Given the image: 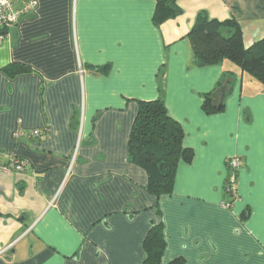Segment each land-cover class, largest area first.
I'll use <instances>...</instances> for the list:
<instances>
[{
	"label": "crops",
	"instance_id": "crops-1",
	"mask_svg": "<svg viewBox=\"0 0 264 264\" xmlns=\"http://www.w3.org/2000/svg\"><path fill=\"white\" fill-rule=\"evenodd\" d=\"M35 1L0 30V162L27 164L0 171V264H145L160 220L161 264H264V83L228 59L195 65L188 35L205 10L236 19L248 47L264 37V0H178L161 25L155 0ZM221 83L223 109L206 112ZM160 95L194 155L157 199L129 141L139 101Z\"/></svg>",
	"mask_w": 264,
	"mask_h": 264
},
{
	"label": "trees",
	"instance_id": "trees-1",
	"mask_svg": "<svg viewBox=\"0 0 264 264\" xmlns=\"http://www.w3.org/2000/svg\"><path fill=\"white\" fill-rule=\"evenodd\" d=\"M155 1L153 21L156 25L176 18L183 12L178 0ZM188 35L194 49L195 65L218 64L228 59L264 83V37L248 47L245 46L243 29L236 19L219 20L202 10L197 14ZM229 88V84L221 83L215 90L206 93L203 104L205 111L210 113L222 110ZM139 103L130 135L129 159L147 170L148 190L159 199L163 194L172 193L179 161L182 158L191 161L194 152L184 146L183 127L168 113L162 95L151 100H140ZM229 175L225 182V191L230 196L228 203H231L237 195L231 189ZM158 204L157 200L155 205ZM166 247L164 223L162 220L154 221L144 242L145 264H161ZM171 264H184V260L178 258Z\"/></svg>",
	"mask_w": 264,
	"mask_h": 264
},
{
	"label": "built area",
	"instance_id": "built-area-1",
	"mask_svg": "<svg viewBox=\"0 0 264 264\" xmlns=\"http://www.w3.org/2000/svg\"><path fill=\"white\" fill-rule=\"evenodd\" d=\"M19 1L23 2L20 9L16 8V3ZM36 7L35 0H0V29L12 26L18 22L20 16L25 14ZM3 38V34L0 33V40ZM45 133V130H35L33 135L41 137ZM229 165L232 174L230 181L232 182L231 189L233 193L237 195V172L241 167L242 163L239 157L234 156L229 158ZM26 160L18 157H12L7 163L0 162V171L11 172V171H22L26 167Z\"/></svg>",
	"mask_w": 264,
	"mask_h": 264
}]
</instances>
